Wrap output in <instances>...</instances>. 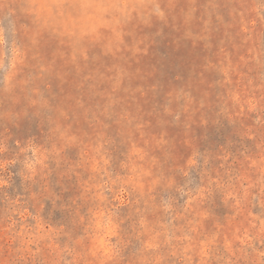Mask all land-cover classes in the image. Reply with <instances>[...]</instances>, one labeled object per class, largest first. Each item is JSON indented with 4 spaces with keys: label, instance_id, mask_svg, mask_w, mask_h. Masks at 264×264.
Listing matches in <instances>:
<instances>
[{
    "label": "rangeland",
    "instance_id": "1",
    "mask_svg": "<svg viewBox=\"0 0 264 264\" xmlns=\"http://www.w3.org/2000/svg\"><path fill=\"white\" fill-rule=\"evenodd\" d=\"M0 264H264V0H0Z\"/></svg>",
    "mask_w": 264,
    "mask_h": 264
},
{
    "label": "trees",
    "instance_id": "2",
    "mask_svg": "<svg viewBox=\"0 0 264 264\" xmlns=\"http://www.w3.org/2000/svg\"><path fill=\"white\" fill-rule=\"evenodd\" d=\"M158 41V44L155 47H152L151 49L157 52H160L161 48H165L167 53H168V49H173L175 46L174 40L171 39V37H166V36H162V38H160ZM161 47V48H160ZM167 53L163 54L164 56H167ZM164 61V63H162V68L159 71H162L165 78H170L171 80H173V83L175 84L176 80L175 78L177 77V74L173 73V69L175 67H177L178 63H177V59L175 57H169L166 58ZM157 71V70H156Z\"/></svg>",
    "mask_w": 264,
    "mask_h": 264
}]
</instances>
